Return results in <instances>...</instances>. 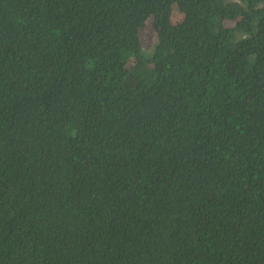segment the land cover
I'll return each instance as SVG.
<instances>
[{"label":"trees","instance_id":"16d2710c","mask_svg":"<svg viewBox=\"0 0 264 264\" xmlns=\"http://www.w3.org/2000/svg\"><path fill=\"white\" fill-rule=\"evenodd\" d=\"M0 264H264V0H0Z\"/></svg>","mask_w":264,"mask_h":264},{"label":"rangeland","instance_id":"374dc122","mask_svg":"<svg viewBox=\"0 0 264 264\" xmlns=\"http://www.w3.org/2000/svg\"><path fill=\"white\" fill-rule=\"evenodd\" d=\"M140 38H141V41H142L143 45H145V46L148 45L149 42L151 41L150 30L143 29L140 32Z\"/></svg>","mask_w":264,"mask_h":264}]
</instances>
